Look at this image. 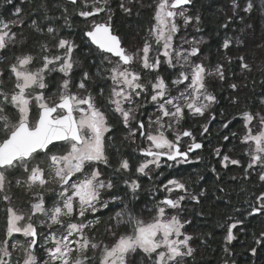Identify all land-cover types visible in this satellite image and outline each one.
I'll use <instances>...</instances> for the list:
<instances>
[{"label":"snow or ice","instance_id":"6c2138e0","mask_svg":"<svg viewBox=\"0 0 264 264\" xmlns=\"http://www.w3.org/2000/svg\"><path fill=\"white\" fill-rule=\"evenodd\" d=\"M67 3L72 5V13L63 3L53 5L63 10L62 27H71L69 16L73 13L86 20L91 18V23L86 25L88 30L83 32V40L89 52L103 56L97 73H104L101 79L107 94L105 87L99 84L97 96L87 91L91 79L87 71L73 83L76 63L73 53L79 46L60 35V28L54 26L58 18L48 15L47 0H41L33 11L37 15L42 13V19L39 22L31 20L30 28L39 35L47 34L53 46L50 47L48 41L39 42L36 55L31 52L15 55L6 69H0V77L7 76L13 81L10 90L0 86V194L6 191V184H11L8 177L17 174L24 178H17L16 186L32 193L27 215L10 205L8 195H0V200L9 203L5 209L4 239L0 240V264H128L129 254L138 250L151 264H180L181 259L195 252L189 243L192 236L182 232L190 221L181 222L179 215L167 213L182 211V202L186 199L199 203V196L189 192L184 182L171 179L162 185L169 195L154 205L150 220L135 216L124 205L102 222L96 216L98 212L110 204L119 207L115 202L122 198L113 195L111 190L117 186L121 173L129 171L130 163L127 158H121L107 180L94 165L109 164L106 147L113 146L114 137L109 134L115 131L110 116L127 130L126 140L135 142L137 136L141 139L137 152L144 159L136 167L137 173L147 175L146 169L150 166L159 169L162 161L167 167L187 163L189 153L202 148V144L196 142L190 130L178 131V126L189 116H202L217 103L215 94L208 91L206 77L214 75L223 81L225 69L221 64L209 70L204 63H195L193 58L200 52V41L179 35L182 26L178 20H182L184 30L193 22L200 23V16L189 14L185 7L191 5L192 0H155L150 27L142 38L143 46L133 53L122 46L121 37L113 31L110 0H67ZM119 7L131 15L132 9L125 5V0H120ZM232 7L235 12V0ZM252 8L249 2L244 11L250 12ZM21 12L17 7L13 15L19 17ZM101 14L107 19H97ZM231 19L229 17V21ZM24 23L22 19H0V51L18 42L24 45L25 41H18L17 32L13 30ZM223 27L226 28L227 23ZM230 43L231 39L225 38L223 47L229 48ZM238 59L241 71L250 72L245 58ZM34 63L39 66L33 70ZM137 64L139 70H136ZM162 67L169 68L175 75L171 79L160 75ZM53 74L61 75L58 83ZM53 86L56 89L52 93L54 99L46 95ZM230 87L236 89L237 85ZM80 91L87 94L81 96ZM259 102L264 106V96ZM148 106L155 110L154 114L146 112ZM240 116L245 129L240 140L242 145L248 146L245 154L249 158L244 168L245 179L259 168L257 179L264 184V112L254 114L244 110ZM253 125L258 127L254 130ZM207 130V125L203 126L201 135ZM183 137L192 139L186 151L181 149ZM228 139L224 137L225 141ZM215 152L221 154L219 148ZM41 156L44 157L42 161L38 160ZM221 163L227 168L229 164L239 165L240 161L223 155ZM123 183L133 194L140 188L136 180L125 179ZM50 184L55 187L48 188ZM175 191L183 194L173 199L171 194ZM105 192L109 195L107 200L102 196ZM246 203L250 209L246 210L248 216H264V191L254 195V201ZM90 215L94 219H89ZM38 217H42L39 223ZM227 220L232 222L227 224L223 250L230 255L229 245L236 239L233 229L244 221L231 216ZM101 223L106 225L102 235L113 238L111 244L96 241L94 234L88 235V231L95 233ZM121 226L130 231L117 235ZM38 228L47 230L38 232ZM13 234H22L25 243L10 244ZM40 241H43L44 255L38 259L36 249ZM252 243L264 246V231L254 234ZM14 250L23 252L21 259L13 256ZM250 251L255 255L257 248L251 247Z\"/></svg>","mask_w":264,"mask_h":264},{"label":"trees","instance_id":"16d2710c","mask_svg":"<svg viewBox=\"0 0 264 264\" xmlns=\"http://www.w3.org/2000/svg\"><path fill=\"white\" fill-rule=\"evenodd\" d=\"M40 2L41 0H11L9 3V0H0V19L25 21L21 27L14 29L17 32L18 41L23 40L25 43L21 46L18 42L14 45V49L12 47L9 51H5L0 59L1 69H6L7 65L12 62V57L19 55L20 51L36 55L39 42L48 41L49 46H53L54 42L47 34L39 35L30 28L31 20L36 19L39 22L42 19V13L37 15L33 11ZM249 2L253 4V8L250 12H245L244 8ZM47 3L48 15L58 18L54 21V26L60 28V35L73 40L79 46L76 53L80 65L76 66L73 74L78 76L84 71H89L91 75L95 73L94 70L97 72L103 57L98 53L89 52L83 40V32L88 30L86 28L88 21L73 13L69 16L71 27H62L64 20L60 17L63 10L53 5L63 3L70 13H72V5L68 4L67 0H47ZM232 3L233 0H192V4L185 7L189 14L200 16L199 25L194 26L192 23L184 30L182 20H178L182 26L180 36L188 35L202 40L198 46L200 48L198 55L204 65L215 67L221 64L225 69L223 81L214 75L206 78L208 91L215 94L217 103L211 105L208 112L202 116L188 118L184 124L198 135L197 138L204 141L203 151L199 152L201 160L187 162L177 167L166 166L163 168L164 171H161L164 180L175 177L184 182L193 194L203 192L199 196V203L188 199L182 202L183 210L179 212V215L182 222L190 221L185 224L184 230L192 236L189 243L195 252L191 257L181 259L180 264H225V260L228 264H264V246L252 243L253 235L264 231V216L259 214L248 216L246 211L250 210L246 201H254V195L264 190V184L258 182L259 172L256 171L245 179L244 168L248 159L243 153L245 146L240 140L245 132L244 121L240 113L244 110H249L254 114L264 112V106H261L259 102L264 96V83H262L264 81V0H235L237 5L235 12ZM119 5L120 0H110V7L113 10V31L121 37L127 47L141 45L142 38L146 35V30L152 21L155 0H140L139 3L137 0H125V5L132 9L131 15L124 13ZM17 7L22 10L19 17L13 15ZM229 17L232 18L230 21ZM226 23L225 28L223 25ZM197 28L199 31H196ZM225 38L231 39L227 49L223 47ZM241 56L250 66V72L241 71L238 59ZM3 77L2 81L6 87L13 86V81L7 76ZM58 77L53 75L55 81ZM96 77L101 79L100 75ZM232 84H236L237 88H231ZM233 100L237 103H233ZM110 121L115 129L110 133L114 137L113 146L108 147L111 162L117 167L121 158H128L131 163L129 172L121 173V179L116 181L117 186L111 193L122 198L116 201V205L119 207L127 205L135 216L145 220L154 215V205L163 199L165 194L160 190L151 189L156 183L153 181L154 172L147 177L135 172L139 160L135 156L134 142L124 141L125 129L116 123V118L112 117ZM224 124H228V127L225 128ZM205 125L208 130L201 135V128L203 130ZM233 133L236 134L235 137ZM225 136L229 137L227 141L224 140ZM217 148L221 150L220 155L215 152ZM223 155L239 160L240 164H229L225 168L221 164ZM125 179L138 181L140 188L135 194L124 185L123 180ZM13 191L14 198L27 207V194L20 188H14ZM119 207L109 206L104 209L100 212V220L107 221ZM230 216L243 220L244 224L233 229L236 239L229 245L231 253L229 255L223 250L225 246L223 238L226 235L227 224L232 222L227 220ZM5 217L4 204L0 200V240L4 239ZM104 227L106 225L101 223L95 233L88 231V235L94 234L96 241L103 240L111 244L113 238L102 235ZM127 231L130 229L121 226L117 235ZM251 247L257 248L255 255L250 251ZM128 264H151V262L144 253L138 250L129 255Z\"/></svg>","mask_w":264,"mask_h":264},{"label":"rangeland","instance_id":"374dc122","mask_svg":"<svg viewBox=\"0 0 264 264\" xmlns=\"http://www.w3.org/2000/svg\"><path fill=\"white\" fill-rule=\"evenodd\" d=\"M99 18H103V19H107V17L104 15V14H101L100 15V17H97V19H99ZM87 21H88V24H90L91 23V18H89V19H87ZM193 25L195 26L196 24L193 22ZM14 30V29H13ZM15 31V30H14ZM181 33V32H180ZM179 33V34H180ZM188 40H192V39H195V40H197V41H200V43H201V39H199V38H195V37H192V36H185ZM200 43H199V45L198 46H200ZM76 44V43H75ZM142 46H143V43L141 44V45H138V46H133V45H130L129 47H127L128 48V51H129V53H133V52H135L138 48H142ZM13 47V49H14V46H10L9 48H8V50H6V51H9L11 48ZM94 47V46H93ZM185 47H188V45H185ZM54 50V49H53ZM55 51V50H54ZM23 52H21L20 51V53H19V55L20 54H22ZM5 54V51H0V59H1V57L3 56ZM17 55V54H16ZM73 60L76 62L75 64H74V67H73V70H75V68H76V66H79L80 64H79V60H78V58H77V53H76V51H74V53H73ZM193 61L195 62V63H201L202 61H201V58L199 57V55H197V57H194L193 58ZM203 63V62H202ZM206 63V62H205ZM35 64V65H34ZM33 65H32V69L34 70L36 67H38L39 66V64H37V63H34ZM206 68H208L209 70H211V69H213L214 67H209V65H206ZM0 69H1V67H0ZM136 70H139V64H137L136 65ZM96 73V72H95ZM53 75H58V74H53ZM160 75H162V76H164V77H166V78H168V79H171L174 75H175V73H173L169 68H167V67H162L161 68V70H160ZM209 77V76H208ZM62 77H61V75H60V79H61ZM207 78V77H206ZM4 79V77H0V81H2ZM0 86H3L4 88H5V90H10L11 88H12V86L11 87H6L5 86V83L2 81V85H0ZM82 96V95H81ZM84 96V95H83ZM140 101H137V103H139ZM34 107V106H33ZM208 110L209 109H207L206 111H205V113L206 112H208ZM146 111H147V113L148 114H154V112H155V110L151 107V106H148L147 108H146ZM204 113V114H205ZM11 114H13V113H9V115H11ZM197 116H200V115H195V116H189L190 117V119H193V118H195V117H197ZM188 117V118H189ZM13 119H15V116H13L12 117ZM153 118H154V115H153ZM145 122H147V116H146V118H145ZM183 122L184 121H182L181 122V124L178 126V131H180V132H183L184 130V128L186 127V126H182V124H183ZM207 123V122H206ZM113 125V127H114V124H112ZM253 127H254V130L258 127V125H253ZM201 131H203L202 129H201ZM245 133V132H244ZM244 133H243V135H244ZM192 135L196 138V136H198L197 134H193L192 133ZM196 135V136H195ZM242 135V136H243ZM127 136V130L125 129V133H124V141H126V139H125V137ZM186 138V139H185ZM183 137L182 138V140H181V144H185L186 142H192V139L190 138V137ZM169 139H174V137L173 136H169ZM141 139L139 138V136H137L136 137V140H135V142H134V146H136V144H137V142L138 141H140ZM127 141H130L131 142V140H127ZM131 145H133V144H131ZM145 146H146V144H145ZM245 147H244V151H243V153H245V151H246V148L248 147L247 145H244ZM137 148H138V146L137 147H135V156H136V159H138L139 160V162H138V164L144 159V157H142L141 155H139V153L137 152ZM202 148H203V145H202ZM202 150V149H201ZM200 151V150H199ZM190 157V158H189ZM189 160H188V162L189 163H191V162H197V161H200L201 160V155H199V152H194V153H192L191 155H189ZM44 159V157L43 156H41V161ZM128 159V158H127ZM222 159H223V156L221 157V161H222ZM247 159H248V161H247V164H248V162H249V158H248V156H247ZM38 160H39V157H38ZM35 162V161H34ZM129 163H130V161H129ZM168 163H173V162H168ZM138 164L136 165V167L138 166ZM182 164H184V163H181V164H179V165H173L174 167H177V166H180V165H182ZM222 165H223V163H221ZM247 164H246V166L245 167H247ZM42 166H44L43 164H42ZM130 166H131V163H130ZM224 166V165H223ZM118 167V166H117ZM136 167H135V172H136ZM164 167H166V166H164V164H163V161H162V166L159 168V169H157V168H155V167H153V166H150L149 167V169H146V172L148 173L147 175H144V174H140V173H137L138 175H140V176H148L151 172H154V177H153V181H155L156 183H154L153 184V188L151 187V189H153L154 191H156V190H160L161 192H163L164 194H165V196H167V195H169L167 192H165L164 190H163V188H162V185H164V184H167V181L168 180H171V179H175V180H179L178 178H175V177H169V178H167V179H163L164 177H163V175H162V173H161V171H164ZM256 172H260L261 171V169H259V168H257L256 170H255ZM255 171H252V173H254ZM129 172V171H128ZM128 172H125V173H128ZM24 178V177H23ZM22 178V179H23ZM235 178V177H234ZM15 179H17V178H15ZM147 179H149V178H147ZM9 180V179H8ZM132 180H136V179H132ZM131 181V180H130ZM17 186H16V183H14V184H10V185H7L6 184V191L3 193V194H0V195H8L9 197H10V205L13 207V208H15L18 212H22V213H24V214H28L29 213V211H30V208H29V201H30V197H31V195H32V193L31 192H29V191H27L24 187H21V189L24 191V193L25 194H27V197L28 198H26L27 199V204H28V206L26 207V206H24V205H22L19 201H17V198L15 199L14 198V188H16ZM55 187V185H48V188H54ZM34 191H39V189H35ZM188 191H189V189H188ZM264 191V190H263ZM190 192V191H189ZM260 192H262V190L260 191ZM259 192V193H260ZM191 193H192V191H191ZM203 193V192H202ZM259 193L257 194V195H259ZM183 193L181 192V191H175V192H173L172 194H171V197L174 199V198H176L177 196H179V195H182ZM45 195L47 196L48 195V193H45ZM106 195V193H103L102 194V196H103V199H105V200H107L108 199V197H106L105 196ZM198 196H200L201 194L200 193H198L197 194ZM164 196V197H165ZM2 201V200H1ZM2 203L4 204V209H6L8 206H9V203L8 202H4V201H2ZM110 206H112L111 204H110ZM123 206H120V208H122ZM120 208H118V209H116V211H118V210H120ZM174 214H176V215H179V213H177V212H175V210H172V211H169L168 213H167V215H169V216H171V215H174ZM179 217H180V219H181V222H182V218H181V216L179 215ZM152 218V216L151 217H149V218H147V219H145L146 221L147 220H150ZM39 219H42V217H38L37 218V223H39ZM5 222H6V217H5ZM47 229L46 228H38V232H45ZM182 232H184V233H186L185 232V230L184 229H182ZM186 234H188V233H186ZM182 238V237H181ZM16 241H19L20 243H25V238L22 236V234H13V238H9V242H10V244L11 243H15ZM105 243V242H104ZM107 244H110V243H107ZM42 245H43V241H40L39 242V245H38V247H37V251H36V255H37V258L38 259H40L43 255H44V251H43V247H42ZM40 254H41V257H39L40 256ZM89 255H91V253H88ZM131 254V253H130ZM129 254V255H130ZM22 255H23V252L21 251V250H14L13 251V256L16 258V259H21L22 258ZM75 255V254H74ZM129 257V256H128ZM128 257H127V259H128Z\"/></svg>","mask_w":264,"mask_h":264},{"label":"flooded vegetation","instance_id":"af4514ba","mask_svg":"<svg viewBox=\"0 0 264 264\" xmlns=\"http://www.w3.org/2000/svg\"><path fill=\"white\" fill-rule=\"evenodd\" d=\"M115 33V32H114ZM122 40V39H121ZM122 46L124 47V48H126L127 49V51H128V48H127V46L124 44V42H123V40H122ZM129 52V51H128ZM103 57V56H102ZM112 59H118V58H115V57H113ZM74 71L75 70H73V73H74ZM82 71V70H81ZM85 72V71H84ZM94 72H96L95 70H94ZM88 73H89V71H88ZM73 75V83H75V82H77L78 80H79V78L82 76L81 74L80 75H78V76H75V74H72ZM90 75V74H89ZM97 75H100V76H103L104 75V73L103 72H101V73H94V74H91L90 75V77H91V79H90V81H89V83H88V85H87V91L88 92H91L94 96H97V93H98V91H99V89L97 88V85L99 84L101 87H105V94H107V87H106V85H105V83H104V81L102 80V79H100L99 77H96ZM56 76H59L58 77V79H57V83L61 80L60 79V74H58V75H56ZM52 89H54L53 91H52ZM73 91H76V89H75V87H73V89H72ZM56 91V89H55V87H51L47 92H46V95L48 96V97H50V98H52V99H54L55 97H53L52 96V93H54ZM79 95H86L87 94V92H85V91H80L79 93H78ZM97 99H98V102H99V97H97ZM147 112V111H146ZM10 116H14V114H11ZM35 118V116H33V119ZM112 118V116H110V118L109 119H111ZM115 117H113V119H114ZM145 118H146V116H145ZM190 118V117H189ZM188 119V118H187ZM186 119V120H187ZM186 120H184V122H183V124H182V126H184V124H185V122H186ZM146 121V120H145ZM110 123H111V121H110ZM112 124V123H111ZM202 129V128H201ZM183 130H190L193 134H195V132L191 129V128H188V127H185ZM203 131H201V133H202ZM206 132H204V134H205ZM110 135V134H109ZM196 136V135H195ZM185 138V137H184ZM186 139V138H185ZM196 139V142H201L202 143V145H203V148H204V141L203 140H201V139H199V138H195ZM190 143H192V142H186L185 144H181V149L182 150H186V148H187V145L188 144H190ZM138 145H141V140L140 141H138L137 142V144H136V146L135 147H137ZM203 148H202V150H200V151H195V153L196 152H202L203 151ZM106 152H107V155H108V158H109V164L108 165H105V164H103V163H100V164H98V165H94V167H98L99 168V170L101 171V173H102V178L103 179H105V180H107V179H109L111 176H112V174H113V172H112V170L114 169V168H116V164H112V162H111V158H110V152H109V148L108 147H106ZM189 155H191V154H189ZM190 158V157H189ZM189 158H188V160H189ZM39 160H41V157H39ZM119 162V161H118ZM124 177V176H123ZM15 178H20V179H22L23 178V176L22 175H20V174H17L16 176H9L8 177V179H9V181H11V183L12 184H14L15 183V181H16V179ZM16 188H20L21 189V187H16ZM113 190V189H112ZM112 190H111V192H112ZM106 193V197H108V199H109V195H108V193L107 192H105ZM113 195H115V193H112ZM116 203V202H115ZM110 206V205H109ZM120 208V207H119ZM104 209H102L100 212H102ZM100 212H98L97 214H96V216L99 218V219H101V213ZM114 213H112V215H113ZM89 219H94V217L93 216H89L88 217ZM37 251V250H36ZM230 264H235V263H230Z\"/></svg>","mask_w":264,"mask_h":264},{"label":"water","instance_id":"95a60500","mask_svg":"<svg viewBox=\"0 0 264 264\" xmlns=\"http://www.w3.org/2000/svg\"><path fill=\"white\" fill-rule=\"evenodd\" d=\"M188 6H189V5H188ZM198 143H201V142H198ZM190 144H191V143H190ZM201 144H202V143H201ZM188 145H189V144H188ZM188 145H187V146H188ZM201 149H202V148H200V149H196V150H194L193 152H190L189 154H192V153H194L195 151H199V150H201ZM186 150H187V148H186ZM186 150H185V151H186ZM171 198H172V197H171Z\"/></svg>","mask_w":264,"mask_h":264}]
</instances>
